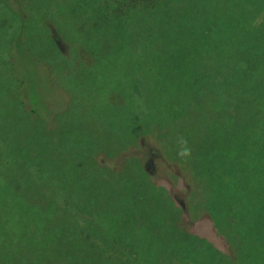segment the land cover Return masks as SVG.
Listing matches in <instances>:
<instances>
[{
  "label": "rangeland",
  "instance_id": "rangeland-1",
  "mask_svg": "<svg viewBox=\"0 0 264 264\" xmlns=\"http://www.w3.org/2000/svg\"><path fill=\"white\" fill-rule=\"evenodd\" d=\"M127 1L136 8L140 3ZM154 1L147 0L150 8ZM158 1L156 10L169 30L126 38L122 58L114 60L109 57V44L117 43L109 39L113 32L102 33L109 21L99 20L98 31L79 29L72 14L76 3L97 6V1L0 0V264H121V246L129 242L149 243L152 258L163 260L161 264H264V110L240 93L256 89L264 97V0H230L227 15L224 9L211 20L209 38L219 51L207 53L210 59L192 75L165 76L159 97L183 81L155 109H148L147 101L131 94V85L140 87L142 77L144 97L156 99L146 79L154 68V53L192 46L199 54L205 48L204 20L198 18L192 35L187 30L194 25L186 28L184 23V15L198 9L202 0ZM246 1L253 2L249 11ZM26 5L30 14L20 18L17 8L26 15ZM242 7L244 20L227 29L232 40L221 47L215 33L220 21L234 18ZM43 16L68 44L67 57L44 46L47 26L51 36L53 26L38 19ZM30 103L54 108L39 116L44 119L39 123ZM133 116L137 122L132 131L150 135L139 137L128 153L123 150L131 140L127 132ZM69 141L78 163L69 164L64 153L65 176L57 178L53 159L63 158L59 149ZM255 151L260 169L252 173L249 157ZM90 155L96 161L88 162ZM129 155L138 159L128 173L132 193L114 200L109 193L115 186L99 183L97 195L84 177L95 175V169L103 179L119 173L122 184L129 183L122 169ZM216 163L227 171L223 176ZM137 165L155 187L166 190L176 208L161 191L141 192ZM99 166L110 171L104 174ZM201 168L209 175H199ZM218 175L221 181L212 196L202 194V186L217 181ZM60 180L64 187L59 189ZM93 193L100 202H112L94 206ZM189 233L208 240L227 259L212 256L207 245L201 257L180 255Z\"/></svg>",
  "mask_w": 264,
  "mask_h": 264
},
{
  "label": "trees",
  "instance_id": "trees-1",
  "mask_svg": "<svg viewBox=\"0 0 264 264\" xmlns=\"http://www.w3.org/2000/svg\"><path fill=\"white\" fill-rule=\"evenodd\" d=\"M95 1L98 2L97 6H90L84 2L76 3L73 6L72 14L75 15L74 20H78L80 22L78 24L79 29L86 28V29L98 31L100 30V28H98V26H95V25L97 24L99 20H101L103 23L106 20L109 21L103 24L104 30L102 33L113 32V34L109 37V39H115L117 43L116 44L107 43V44H109L112 47V50L109 52V57L110 58L113 57L114 60H118L122 58L124 54V50H123V47L125 45L124 41L126 38L136 40L138 32H140V35H141L151 30H157L158 32L169 30L162 25V19H161L160 13L156 10L157 6L161 4L158 0H155L153 2V4H155L153 8H150L148 6L147 0H139L140 3L137 8L132 6L131 3H129L127 0H113L114 3H107L108 1H111V0H104V1L95 0ZM247 2L249 1H246L244 6L246 10L249 11L250 7L253 5V2H250L251 4L249 5L247 4ZM110 4L112 5L109 6ZM25 7H26L25 10L27 13L26 15H25L24 10H21V8H17L18 10L16 11V13L19 15L20 18H23V16L27 18L28 15L30 14L28 10V6L26 5ZM92 7H94V9H92ZM110 9L112 13L111 12L107 13V10H110ZM224 9H225L224 15L226 16L230 9V0H202L198 9H194L186 13L184 15V23H185L186 28L188 26L194 25L192 28L188 30L186 29L189 35L193 34L198 18H202L204 20V23L202 24V34H201V39L204 41V44H205L204 50H202V52L197 54L196 50L192 46H189V47H185L182 51L173 50V51H170V53L169 52H166V53L155 52L154 59H153L154 68L152 70V73L150 74L151 76L150 79H148L147 76H146V79L152 82V90L154 93L153 95L156 97V99H154L153 101L150 98L144 97L145 96L144 91L142 90V86H143L142 77L138 78L140 87L135 83L131 85V91H132L131 94L140 102L147 101L148 109H151V108L155 109L158 105L157 102H160L164 97L175 92L177 90V86L183 80L176 82L171 87V89L168 90V92L165 95H162L161 97L157 95L159 93L162 80L165 76H170V75L177 76L181 73H185V75L187 76V72L188 74L192 75L195 71H197V69L202 65L203 62L210 59V56H208L207 53H210L212 51V56H213L216 53V51H219L217 48H215V46H213L214 40L212 43V39L210 40L209 35L210 37L213 35L212 34L213 24L211 20L213 19L215 15H221ZM238 11H239V8L234 13V18H231L226 22L222 20L220 21V29L217 28V31L215 33H217V40L220 41L221 47L227 41L232 40V38H230L231 34L228 35L227 33L228 32L227 29L234 28V27L236 29L245 18V12L243 10V7L240 10L241 11L240 13L242 14H240ZM38 19H40L45 24L47 21H49L48 23H51L53 26L52 36L50 35L49 29L47 26L48 36L45 37L44 39V42H45L44 46H49V47L51 46V48L54 47L53 49L60 56L67 57L69 55V54H66L68 52V44L62 41V39L60 38L59 34L57 33L55 29V25L52 22V20L46 16L39 17ZM132 26H136L137 30L132 29ZM114 27L116 28L112 31V28ZM23 32L21 34H23ZM39 33H40V37L43 38L44 34H43L42 29H39ZM96 42L97 40L95 39L93 43H96ZM263 84H264V80H263ZM240 93L243 95V97H245L244 95H249V97H251V101H252L251 103L257 104V107L260 110H264V97L260 95L261 91L252 89V90H248V91H244ZM26 100L29 102L27 98ZM52 107H53L52 105H48V104H45L44 107H41V106H37L36 104L30 103L29 111L33 113H37V117H34L31 114L30 116L34 117V119H36L37 122L40 123V120L44 121V119L40 118L39 116L45 115L46 112L53 111L52 109L54 107L53 108ZM60 108L61 106L56 108V110H59ZM152 117H153V113L150 114L147 120H151ZM130 121H131L130 130L127 132V136L131 137V140L126 143L125 145L126 149L123 150V151H127L128 153H129V151L127 150L128 147L136 144L137 143L136 140L139 137L150 135V134H146V132L138 133V132L132 131L131 127L133 123L137 122V116H133L130 119ZM72 145H73V142L69 141L67 146L59 149V152L62 153L63 158L59 160L53 159L54 170L56 172L57 178L60 177L62 179L65 176V174L62 173V164H61L63 163L62 159H64V156H65L64 153L70 156V157L66 156L67 162L69 164L75 165L73 161L76 164L78 163V158H73L76 153L72 152L71 150ZM89 149L94 150L96 148L90 147ZM257 151L253 152L254 153L253 156L249 157V169L252 173L259 172V169H260L258 161H257L258 155H259ZM92 156L93 155H90V159L88 160V162L96 161ZM109 156L110 158L115 157L114 155H109ZM135 156L137 155H129L130 158H127L125 160L127 163L124 166H122V169H124L127 173V177L130 181L129 183L122 184L119 173L113 174L114 177H111V178L104 177L103 179L102 177H100L101 174L98 173L95 169H93V173L95 175H92L91 177H84V179L85 178L88 179L90 188L94 189V191L95 190L98 191L97 195L100 194L99 192L100 190H98L99 189L98 184L100 183L101 187H104V185H106V187L115 186L114 191L109 193V196L111 195L112 197H115L114 200H117L119 198L123 199L124 197L127 196L128 193H132L133 188H134V183L131 180V178L128 176V173H129V169L132 166L131 164L134 162H138V159ZM87 158L88 156L81 157L80 158L81 160L79 162L81 164L80 165L78 164V165L81 166L82 162L84 160H87ZM174 159H179V158L174 157ZM252 162H254L253 165H251ZM120 163H122V161ZM216 164L219 167L218 174L220 176H223V172L226 173L227 171L226 170L223 171L221 166L218 163ZM98 169L102 170L104 174H106V171H110L109 169H105L104 166L102 167L99 166ZM134 170L136 171L135 174L137 176L138 186L141 189V192H147L150 189H153L155 192L161 191V193L165 195L168 204L176 208L173 205L174 199L170 200L167 197L166 190L162 188L161 186L155 187L154 184L151 182L148 174L145 173L143 169H141L140 165H137L134 168ZM145 171L148 172L146 168H145ZM198 173L199 175H202V176L209 175V174H206L207 172L202 170V168L198 171ZM219 175L217 176V179H218L217 181H212L210 185L202 186V190H201L202 194H205V195L207 194L208 195L207 197L212 196L213 187L221 181ZM94 181H98V182L94 184ZM61 183H63L62 180H60V184ZM61 187H64V185L61 184L59 186V189ZM96 198L97 197L95 196V193H93V195H91V198H90V203H92L94 206L96 205L101 206L102 204L106 205L105 202H108L106 199L104 201L101 200L100 202V200H96ZM177 209L179 210V208ZM176 219L179 220V215ZM124 221L126 220L124 219ZM231 239H233V236L231 237ZM203 245H207V248L209 249L212 256L213 254H217L219 256H224V258L227 259L228 257L227 253H222L215 246H213V244L210 243L208 240L201 239L200 236L192 234V233H189L188 237H186L183 240L182 245L180 247V252H181L180 255H184L187 258L194 257V256L201 257L204 251V249L202 248ZM114 247L117 248L116 245L108 246L107 251L111 252L112 248ZM169 247L172 249L171 245ZM260 249H261V252H263L264 247L260 245ZM120 250L124 254V259H122L121 264H161V262L163 261V260L162 261L155 260L152 258L154 250L152 247L150 248L149 243L142 244L140 246L138 244L129 242V243L123 244ZM143 256H145V258ZM178 258L179 257H172L173 260H178Z\"/></svg>",
  "mask_w": 264,
  "mask_h": 264
},
{
  "label": "water",
  "instance_id": "water-1",
  "mask_svg": "<svg viewBox=\"0 0 264 264\" xmlns=\"http://www.w3.org/2000/svg\"><path fill=\"white\" fill-rule=\"evenodd\" d=\"M149 164H150V163H149ZM150 165H151V164H150ZM150 165L148 166L149 168H151V166H150Z\"/></svg>",
  "mask_w": 264,
  "mask_h": 264
}]
</instances>
